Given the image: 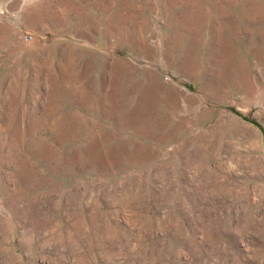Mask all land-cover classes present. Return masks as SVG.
Returning a JSON list of instances; mask_svg holds the SVG:
<instances>
[{
    "label": "rangeland",
    "instance_id": "374dc122",
    "mask_svg": "<svg viewBox=\"0 0 264 264\" xmlns=\"http://www.w3.org/2000/svg\"><path fill=\"white\" fill-rule=\"evenodd\" d=\"M0 264H264V0H0Z\"/></svg>",
    "mask_w": 264,
    "mask_h": 264
},
{
    "label": "built area",
    "instance_id": "2783aa9c",
    "mask_svg": "<svg viewBox=\"0 0 264 264\" xmlns=\"http://www.w3.org/2000/svg\"><path fill=\"white\" fill-rule=\"evenodd\" d=\"M24 37H25V39H29L31 36L28 34H25Z\"/></svg>",
    "mask_w": 264,
    "mask_h": 264
}]
</instances>
